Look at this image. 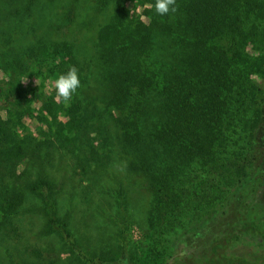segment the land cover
Returning <instances> with one entry per match:
<instances>
[{"label":"rangeland","instance_id":"rangeland-1","mask_svg":"<svg viewBox=\"0 0 264 264\" xmlns=\"http://www.w3.org/2000/svg\"><path fill=\"white\" fill-rule=\"evenodd\" d=\"M154 3L0 0V106L22 84L65 109L45 60L63 51L82 121L74 139L56 133L35 99L20 151L0 157V264H264V0H176L165 16ZM125 12L132 38L113 50L104 30ZM197 20L216 21L231 47L201 41ZM31 53L42 75L19 81L9 65ZM141 82L134 110L123 107L139 122L130 136L119 97ZM179 171L189 173L179 202L160 218L155 180ZM37 180L69 238L47 230Z\"/></svg>","mask_w":264,"mask_h":264},{"label":"trees","instance_id":"trees-1","mask_svg":"<svg viewBox=\"0 0 264 264\" xmlns=\"http://www.w3.org/2000/svg\"><path fill=\"white\" fill-rule=\"evenodd\" d=\"M199 16L205 17L202 12L199 14ZM212 20H208V22L197 20L198 22L195 27L197 28V32L201 41L205 37H208L210 41H218L216 48L213 49L217 52L231 47L228 43H225L224 46L221 40L216 39L217 36L215 34H218L221 26L217 25V22H213ZM132 34V20L130 21V14L125 12L119 17L118 23L107 27L104 30L103 36L105 40L109 42V47L114 50L116 46L123 45L127 40L132 38ZM229 42L232 45L236 43V41L232 38H229ZM66 50H69V48H66ZM55 52L56 51H47L45 57V60H47L49 57L52 59L50 64H46L50 70H48L49 73H47L51 75L65 73L70 66H73L72 59L70 56L68 57L65 52ZM61 56L62 59L60 60L59 58ZM9 68L16 71V74L20 79L19 81H22V79L38 78V74L42 75V73H39L41 67L39 65V57H37V53L29 54L19 62L9 65ZM4 70L0 72L5 74L7 69ZM41 79H43V77H40V80ZM142 84V82L138 83V87H136L134 84H129L123 89L119 97V109L120 111L123 110L124 112L123 116L125 122L127 123V129L130 136H135L140 133L139 122L137 121L136 117L128 116L123 107H125V109L128 108V111L126 110L128 113L131 112V110H134L135 103H133V99L138 96L139 91L142 92L144 90V86ZM19 86L20 87H14V85L11 86L14 95H16V100L13 101L12 107L6 108L5 106H0V110L4 111L5 113L4 121L0 119V157L11 159L20 151L22 139L20 138L19 130L26 131V126L23 122V119H25V117L30 114L31 104L35 99L41 101V109L45 112L46 117L50 120L49 124L54 132L64 134L66 136H72L73 139L76 138L78 135L77 130L82 126L80 115L81 106L80 102L77 101L76 94L73 95L70 103L65 109H56L55 103L52 99L45 98L43 100L40 93H38L35 89L26 90L22 87V84H19ZM61 115L62 117L66 118V121L60 120ZM257 118L259 122L263 121L264 112L262 110L258 112ZM188 177L189 173L185 171H179V174L167 173L155 180L154 193L157 207L155 211L158 212V216L160 218H163L178 204L180 191L184 187V182L188 179ZM49 185L50 184L47 181L37 180L31 185L30 190L34 193H37L42 198V201L48 210L46 223L47 230L56 232V234L62 236L64 239H67L69 238V233L66 229V224L55 214L54 203L49 193ZM16 200V196L14 198L7 199L6 206H13ZM96 264L128 263L127 261H124L123 263L98 262ZM232 264L250 263L239 260Z\"/></svg>","mask_w":264,"mask_h":264},{"label":"clouds","instance_id":"clouds-1","mask_svg":"<svg viewBox=\"0 0 264 264\" xmlns=\"http://www.w3.org/2000/svg\"><path fill=\"white\" fill-rule=\"evenodd\" d=\"M158 16H165L177 11L176 0H155L153 5ZM81 87L78 69L70 66L65 73L58 74L54 80V90L56 98L67 102Z\"/></svg>","mask_w":264,"mask_h":264}]
</instances>
